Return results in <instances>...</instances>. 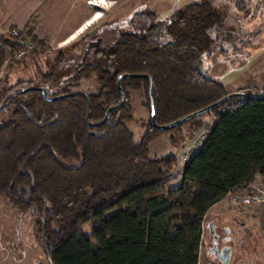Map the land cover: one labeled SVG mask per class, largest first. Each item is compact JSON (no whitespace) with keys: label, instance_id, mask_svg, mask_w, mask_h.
Listing matches in <instances>:
<instances>
[{"label":"trees","instance_id":"16d2710c","mask_svg":"<svg viewBox=\"0 0 264 264\" xmlns=\"http://www.w3.org/2000/svg\"><path fill=\"white\" fill-rule=\"evenodd\" d=\"M225 15L209 0L185 5L166 22L147 12L144 28L118 32L76 68L81 55L65 87L49 90L69 60L62 49L48 72L38 70L35 82L0 89L8 97L0 112V195L21 216L32 215L49 264H199L208 211L229 191L264 176V83L260 96L239 91L249 97L232 98L203 115L212 117V126L173 187L176 155L150 157L147 151L163 132L150 118L135 143L126 126L128 93L144 89L148 100L146 79L121 81L125 103L99 127L87 123L83 96L49 102L26 90L43 87L56 97L79 92L70 88L93 78L97 92L86 96L89 122L97 124L120 103L118 77L146 74L153 81L155 122L169 124L229 95L222 81L204 72ZM98 36L85 35L71 47L84 53L87 41ZM28 41L43 46L30 36ZM84 227L88 237L80 232Z\"/></svg>","mask_w":264,"mask_h":264},{"label":"rangeland","instance_id":"374dc122","mask_svg":"<svg viewBox=\"0 0 264 264\" xmlns=\"http://www.w3.org/2000/svg\"><path fill=\"white\" fill-rule=\"evenodd\" d=\"M40 11L36 9L33 16H36L40 23L48 25L50 19L57 20L64 25L68 21L72 22V17L83 7L82 1L71 0L65 3L58 2L59 12H51L46 6L49 0H42ZM200 0H89L88 3L99 7L90 10V18L83 23L85 35L95 32L102 34L104 41H112L118 32L127 30H140L147 25L144 14L153 12L157 20L168 21L178 9L187 4ZM214 6L224 12L225 30L217 35L218 43L214 46L212 54L204 60L205 75L222 81L227 94L244 91L253 96L261 95V88L264 83V0H209ZM45 7V8H43ZM99 16L98 20H94ZM70 17V18H69ZM54 18V19H53ZM44 20V21H43ZM90 21L91 24L87 25ZM148 21V20H147ZM40 25L39 36L48 34V28ZM55 27L54 29H56ZM18 30V29H16ZM232 36L231 42L226 43L225 38ZM51 38L50 34L46 36ZM84 37V36H83ZM48 39V40H49ZM51 38L50 40H52ZM49 40V43H50ZM55 42L50 45H39L38 51L32 55L33 64L26 63V74L11 77L10 83L16 79L35 82L40 72H48L50 63L57 57L59 50L65 49L68 63L56 74V84L49 86L50 91L57 87H65L63 81L68 73L72 72L73 65L83 55V47L72 48L71 43L75 42ZM106 41V42H107ZM37 45L38 43L35 42ZM31 57V56H30ZM27 57L22 63L30 61ZM12 61V52L10 55ZM13 63L20 65L22 63ZM7 69L0 70V79L7 75ZM2 85V84H0ZM23 85V84H22ZM36 85V84H35ZM72 91H79L85 94L97 92V84L94 79L82 80L77 87H71ZM129 105L131 107V120L126 123L128 130L132 133L135 143H139L147 126L150 123V112L148 100L144 89L129 91ZM0 97L4 101L7 97L0 92ZM2 101V102H3ZM1 102V103H2ZM0 103V104H1ZM5 114L2 118H5ZM212 126V117L203 116L201 119L190 121L179 129H173L160 133L152 141L148 148L150 157H164L175 154L178 163L172 177L171 186L178 184L179 173L183 168V158L190 154L192 150L198 149L202 139L206 136ZM231 211L238 215L243 221H253L260 227L261 220L259 215L252 209L244 207H233L227 202L217 204L207 213V217L214 219L216 215ZM253 214L256 220L252 219ZM111 214H107V217ZM222 217V216H220ZM219 217V218H220ZM254 224V225H255ZM262 226V225H261ZM80 232L88 237V227H84ZM202 243L209 244V239L203 230ZM258 245L254 250H248L245 259L258 260L264 258V238L257 240ZM199 264H213L210 257L200 251ZM0 264H49L42 246L39 244L33 229L32 215L21 216L12 210L9 203L0 195Z\"/></svg>","mask_w":264,"mask_h":264},{"label":"crops","instance_id":"0c3cea01","mask_svg":"<svg viewBox=\"0 0 264 264\" xmlns=\"http://www.w3.org/2000/svg\"><path fill=\"white\" fill-rule=\"evenodd\" d=\"M65 3H69L71 0H62ZM82 1L83 7L77 11V13L72 17V22L68 21V23H60L57 20L50 19V23L48 25L43 23H40L38 18L35 15V17H32L33 12L38 9L42 8V0H0V70L7 69L8 72L7 75H5L2 79H0V89L1 88H7L9 86L15 85L18 82L24 81L20 80L19 78L15 81H12L10 83L11 77L18 76V75H24L26 74V63L29 62V64H33V61L31 60L33 57H30V61L20 64V65H14L10 61V55H11V44L13 43V38L10 36V32L12 29H18L20 34H23L25 38L23 40H29V36L36 39L37 41H41L43 45H50L52 46L55 42H63L67 39L68 42H77L80 40L83 36H85V31L83 23L87 21L90 18V10L96 8L97 11L99 7H96L93 5V8L91 7V4L88 3L89 0H80ZM58 2L60 0H49V3L47 4L46 8L50 9L51 12L57 10L59 12V5ZM45 8V7H43ZM33 11V12H32ZM69 17V18H70ZM54 19V18H53ZM44 21V20H43ZM92 22V21H90ZM89 22V23H90ZM87 23V25L89 24ZM45 25V30L48 28V31H50L48 34H50V37L53 38L50 40L46 36L43 35V37H40L39 30L40 25ZM39 27V30L38 28ZM57 27L56 29H54ZM26 32L28 34H26ZM41 32V30H40ZM85 32V33H84ZM50 43H49V40ZM73 44V43H71ZM254 182V181H253ZM255 182L258 184H264V176H260L259 178H255ZM218 204H222V202H219ZM217 206V204L215 205ZM214 207V206H213ZM212 207V208H213ZM211 210V209H210ZM209 210V211H210ZM258 216V215H256ZM255 214L252 212V219L256 220ZM260 219V218H259ZM262 225V224H261ZM260 225L261 233H264L263 227ZM264 238V237H262ZM243 264H264V258L257 261V263L254 260L244 259Z\"/></svg>","mask_w":264,"mask_h":264},{"label":"flooded vegetation","instance_id":"af4514ba","mask_svg":"<svg viewBox=\"0 0 264 264\" xmlns=\"http://www.w3.org/2000/svg\"><path fill=\"white\" fill-rule=\"evenodd\" d=\"M98 38L101 39V45L104 37L98 36L87 41L86 46ZM254 224L253 221H243L231 211L216 215L214 219L206 217L203 228L209 244L203 243L202 252L210 257L213 264H243L248 250H254L259 244L257 240L264 237L260 227ZM228 252L230 258L227 259Z\"/></svg>","mask_w":264,"mask_h":264},{"label":"water","instance_id":"95a60500","mask_svg":"<svg viewBox=\"0 0 264 264\" xmlns=\"http://www.w3.org/2000/svg\"><path fill=\"white\" fill-rule=\"evenodd\" d=\"M101 43V39L98 38L95 42H90L88 43V45L86 46L85 48V52L83 53L82 57H81V60L77 63L76 65V68L80 67L84 62L85 60L87 59V56L89 54V52L91 51V49L93 48H97ZM128 78H143V79H146L148 81V100H149V109H150V118H151V125L154 127V129L158 130V131H162V132H167V131H170V130H173V129H176L177 127H180L190 121H193V120H196L198 118H200L201 116H203L204 114L206 113H209L211 112L212 110L224 105L228 100L232 99V98H248L249 96L246 94V93H240V92H237V93H231L229 95H226L225 97H223L222 99L204 107L203 109H200L192 114H189V115H186L174 122H171L169 124H166V125H158L156 124L155 122V108H154V102L152 100V85H153V81H152V78L146 74H142V75H135V74H123V75H120L117 79V82H116V87H117V91H118V94H119V97H120V103L118 105H116L115 107H111V108H108L106 113H105V116L104 118L102 119V121H100L99 123L97 124H91L89 122V115H90V112H91V105H90V101L88 99V97L86 96L85 93L83 92H76V93H68V94H64V95H59V96H56V97H48V92H47V89L46 88H43V87H30L26 90H37L38 92H40L42 94V97L44 99H46L47 101L49 102H54V101H57V100H61V99H64V98H68V97H72V96H76V95H79V96H83L86 101H87V107H88V110H87V113H88V117H87V123L90 125V126H95V127H99V126H102L108 119V115L109 113L114 110V109H119L121 108L124 103H125V98L123 96V92H122V89H121V81L122 80H125V79H128ZM8 97H6V99L0 104V112L7 106L6 104V100H7ZM230 258V254L228 252V256H227V259ZM226 259V260H227ZM228 261V260H227Z\"/></svg>","mask_w":264,"mask_h":264},{"label":"built area","instance_id":"2783aa9c","mask_svg":"<svg viewBox=\"0 0 264 264\" xmlns=\"http://www.w3.org/2000/svg\"><path fill=\"white\" fill-rule=\"evenodd\" d=\"M19 35V30L12 29L10 32V36L14 39L13 43L15 45V49L12 52V63H20L27 57L35 55L39 48V45L32 41L23 40L24 38L19 39ZM194 152L195 150H192L190 154L186 155L183 158V162H187ZM259 177V175L256 176V178ZM221 202H227L233 207L252 209L255 211L254 213L259 215L264 229V184L261 185L254 181L247 188L229 191ZM203 230L204 228L202 227L201 238H203Z\"/></svg>","mask_w":264,"mask_h":264},{"label":"bare ground","instance_id":"6f19581e","mask_svg":"<svg viewBox=\"0 0 264 264\" xmlns=\"http://www.w3.org/2000/svg\"><path fill=\"white\" fill-rule=\"evenodd\" d=\"M99 19V16H96L94 20H98ZM93 22V21H92ZM92 22H90L89 24H91ZM88 24V25H89Z\"/></svg>","mask_w":264,"mask_h":264}]
</instances>
